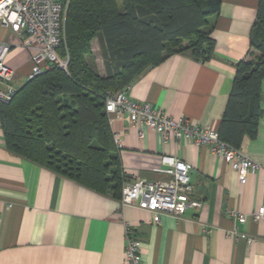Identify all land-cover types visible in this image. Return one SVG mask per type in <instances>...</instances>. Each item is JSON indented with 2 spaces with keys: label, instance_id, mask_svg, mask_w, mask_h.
Here are the masks:
<instances>
[{
  "label": "crops",
  "instance_id": "crops-1",
  "mask_svg": "<svg viewBox=\"0 0 264 264\" xmlns=\"http://www.w3.org/2000/svg\"><path fill=\"white\" fill-rule=\"evenodd\" d=\"M258 3L221 0L219 13L210 18L211 57L200 62L190 52L173 54L138 76L127 97L218 132L237 64L258 57L250 48ZM7 31L11 40L0 41L13 44L5 61L18 88L31 69V54ZM108 118L119 140L114 147L123 183L164 179L155 169L162 168L161 157H174L191 166L189 198L200 207L154 223L151 213L121 207L111 193L92 191L9 153L0 126V264H124L125 225L139 240L140 264H264V221L250 218L264 207L261 173L240 185L237 173L207 146L174 138L162 143L146 125ZM239 149L264 168V78L255 136H245ZM230 212L246 221L230 218Z\"/></svg>",
  "mask_w": 264,
  "mask_h": 264
},
{
  "label": "trees",
  "instance_id": "trees-1",
  "mask_svg": "<svg viewBox=\"0 0 264 264\" xmlns=\"http://www.w3.org/2000/svg\"><path fill=\"white\" fill-rule=\"evenodd\" d=\"M221 0H69L65 38L57 48L65 69L51 64L26 79L0 105L5 149L92 191L121 197L123 174L105 112L107 97L126 90L145 70L173 54L200 62L213 51L210 18ZM97 41L104 74L92 58ZM250 48L258 57L237 64L218 136L240 148L260 118L264 78V0Z\"/></svg>",
  "mask_w": 264,
  "mask_h": 264
},
{
  "label": "built area",
  "instance_id": "built-area-1",
  "mask_svg": "<svg viewBox=\"0 0 264 264\" xmlns=\"http://www.w3.org/2000/svg\"><path fill=\"white\" fill-rule=\"evenodd\" d=\"M69 0H0V27L9 30L20 46L31 54L28 79L38 75L48 65L65 69L67 58H60L57 48L65 38V19ZM12 43L0 41V105L9 103L17 92L15 71L6 64ZM105 112L115 118H125L135 126L146 125L159 136L162 143L170 138L186 139L196 146H207L209 152L220 158L237 173L240 185H245L250 175L261 173L264 185V168L222 141L218 132L210 127H198L185 117L175 120L166 117L150 103L129 99L124 91L110 94L105 102ZM142 139V134L139 133ZM114 144L119 140L114 137ZM162 168L155 172L164 179L147 182L135 180L122 185L119 203L121 207L132 206L152 214V221L159 223L162 215L180 217L189 207L198 208L200 203L189 198L191 166L174 157H161ZM229 217L244 223L246 217L230 212ZM254 221H264V207L250 215ZM124 264H140V243L133 228L124 226Z\"/></svg>",
  "mask_w": 264,
  "mask_h": 264
},
{
  "label": "rangeland",
  "instance_id": "rangeland-1",
  "mask_svg": "<svg viewBox=\"0 0 264 264\" xmlns=\"http://www.w3.org/2000/svg\"><path fill=\"white\" fill-rule=\"evenodd\" d=\"M0 40H6V41L11 40L10 33H8L6 29H2L1 27H0ZM91 52H92V58L97 66L99 73L104 74L103 62L100 55L99 46L96 40L91 43Z\"/></svg>",
  "mask_w": 264,
  "mask_h": 264
}]
</instances>
